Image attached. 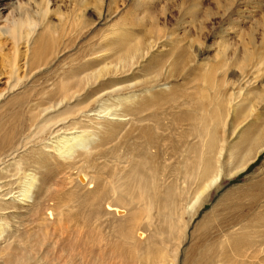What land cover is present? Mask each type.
I'll return each mask as SVG.
<instances>
[{"label": "bare ground", "instance_id": "6f19581e", "mask_svg": "<svg viewBox=\"0 0 264 264\" xmlns=\"http://www.w3.org/2000/svg\"><path fill=\"white\" fill-rule=\"evenodd\" d=\"M48 13V0H41L35 19H0V49L9 40L13 54L2 66L6 90L0 92V264H229V257L251 259L245 252L260 242L258 236L264 243V230L244 224L217 239L198 231L215 223L219 206L233 200L248 180L225 191L201 218L213 190L264 152V51L254 56L248 49L251 57L225 59L203 78L202 67L191 68L189 62L186 82L173 87L168 81L172 71L181 73L188 66L183 59L190 61L182 51L170 68L155 66L141 93L115 98L117 93L106 95L100 87L78 95L69 79L98 63L91 61L95 52L58 61L53 72L63 75L60 82L43 79V70L71 48V38L82 36L86 26L64 25L61 19L56 25ZM104 67L85 83L105 77ZM165 70H172L168 79L162 76ZM255 102H262L258 116L252 110L258 109ZM249 117L255 118L253 135L251 124L243 141L232 143L231 136ZM130 139L135 151L122 154L118 162L105 157L109 146ZM78 218L77 227L66 225ZM100 225L106 227L104 234ZM47 244L61 251L54 258L43 256ZM260 249L264 253V245Z\"/></svg>", "mask_w": 264, "mask_h": 264}, {"label": "rangeland", "instance_id": "374dc122", "mask_svg": "<svg viewBox=\"0 0 264 264\" xmlns=\"http://www.w3.org/2000/svg\"><path fill=\"white\" fill-rule=\"evenodd\" d=\"M40 1L0 0V19L9 17L8 20L10 18L12 20L22 15H28L31 19H35L38 16ZM48 10V16L56 25H58L57 19H61V24L71 23L78 28L82 26H86V28L82 36L72 37L80 38L75 40L76 44H72L71 38V48L61 53L60 59L51 65L53 68L43 70V73L47 72L43 79L49 78L54 81L58 79L55 82H60L63 75L54 72L57 71L58 61L62 63V60L66 58H68L66 61H75L84 54L95 52L92 54L91 61L98 60L97 64L91 62L92 66L86 67L84 71H80L78 75L69 79V83L78 86V95L97 92L100 87L105 88L102 93L105 92L106 95L117 93L115 98L141 93L147 89L144 83L153 75L155 66L166 65V67L164 66L166 69L170 66V62L174 61V56L181 54L182 51L187 59H190V61H186V58L183 59L185 61L183 63L188 62L186 64L188 66H182V72L186 68L189 70L193 64L200 65L202 67V72H199L202 73L200 78H203L204 72L207 73L211 68H217L219 63L225 59L231 61L235 60V56L239 59L251 57L248 49H252L254 56L264 51V46L261 45L264 35V0H48ZM37 29L39 32L41 31L39 28ZM10 46L8 40L0 49V74H2L0 76V92L6 90L2 83L5 76L2 66L13 56L8 52ZM21 51H23V47ZM131 57V61H123V59ZM176 59L177 61L181 60L180 56ZM152 65L154 66L151 67ZM104 66L108 71L105 77L96 83L94 80L89 84L85 83L84 79L87 76L105 68ZM231 69L236 68L231 66ZM170 72L165 70L162 74L163 78L167 77L168 79ZM182 72H177L179 75L181 74V77L175 73L178 79L173 71L171 73L173 76L170 74L171 79L169 77L168 81L173 87L180 86V82L182 86V81L186 82L187 72L185 71L184 74ZM173 78L174 80H172ZM80 80L83 81L80 82ZM145 87L146 89H144ZM243 92L245 90H242ZM27 96L31 99L29 93ZM98 96L99 94L96 93L91 100ZM258 103L255 104V108H258V105L262 107V102ZM260 106L256 111L252 108L254 115L258 116ZM254 121L255 118L249 117L243 123L244 125L237 129L235 135L231 136V142L241 143L244 139V137L240 139L243 131L249 125L254 124L249 135L251 137L256 126ZM135 150V143L130 139L128 142L109 146L105 150V157L107 159L110 157L118 162L117 160L122 154ZM168 164L171 165V160H168ZM109 169L107 167L103 171L106 173V177L109 175ZM176 172L178 173L179 170L177 169ZM228 177H224L221 188L213 190L211 202L206 203L200 212L201 218L202 215L208 213L225 191L248 180L247 186L233 196V200L219 206L214 224L211 221L209 226L203 227L198 232H210V235L217 239L224 233L240 228L244 224H251L249 229L264 230L262 227L264 225V152L247 167L246 171L239 173L236 177ZM259 216V221L252 224ZM73 221H67L66 225L68 224L67 226L70 228L77 227L81 220L78 218V221L77 219ZM82 225L81 222L80 226ZM79 230L84 231V229ZM85 230L92 232L87 228ZM98 230L104 234L106 227L100 225ZM260 237L263 238V235L256 238L260 242L254 243L255 246L254 244L249 245L251 249L248 248L245 252H251L247 253V255L253 256L251 259L248 256H246L247 258L238 257L241 260L229 257V264H256L257 261L258 264H264V253L260 249L264 243ZM50 248L47 244L42 251L40 250L43 256L51 253L54 258V254H59L58 250L61 251L60 247L59 249L51 248L52 251ZM36 252L41 255L39 250Z\"/></svg>", "mask_w": 264, "mask_h": 264}]
</instances>
